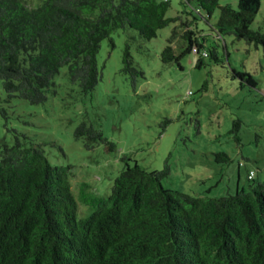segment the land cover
<instances>
[{"label": "trees", "instance_id": "16d2710c", "mask_svg": "<svg viewBox=\"0 0 264 264\" xmlns=\"http://www.w3.org/2000/svg\"><path fill=\"white\" fill-rule=\"evenodd\" d=\"M181 2L206 22L218 9L211 27L219 39L232 34L264 47V33L249 27L260 0H237L235 10L220 6L219 0ZM170 4L42 0L28 7L20 0H0V81L5 93L42 103L62 66L81 92L92 91L101 78L96 63L100 42L108 38L112 45V32L126 27L148 40L178 22L184 27L182 44L176 53L174 26L160 54L163 63H178L192 51L197 67L208 56L219 61L216 46L206 47V33L196 31H202L196 13L168 16ZM122 62V71L134 83L142 72L133 66L127 46ZM233 74L256 86L249 73ZM0 114L7 118L1 106ZM73 135L85 137L86 148L96 142L114 146L100 129L84 122ZM216 156L230 160L225 152ZM130 160L123 159L108 193L95 194L87 183L80 185L78 199L88 211L78 217L70 164H51L42 145L23 135L12 144L0 142V264H264V180L251 182L254 170L247 172V188L216 197L208 191L193 195L165 188L168 163L147 170Z\"/></svg>", "mask_w": 264, "mask_h": 264}, {"label": "rangeland", "instance_id": "374dc122", "mask_svg": "<svg viewBox=\"0 0 264 264\" xmlns=\"http://www.w3.org/2000/svg\"><path fill=\"white\" fill-rule=\"evenodd\" d=\"M20 1L36 7L42 0ZM219 5L235 10L237 0H219ZM184 11L196 13L202 29L196 31L206 33V47L216 46L219 61L208 56L197 67L192 51L178 63H163L160 54L174 26L176 53L182 44L184 27L176 22L148 40L135 29H115L112 45L108 38L100 42L96 63L101 78L90 92H81L69 79L67 66L56 73L46 100L39 104L9 97L0 81V106L7 113V118L0 114V142L12 144L15 136L23 135L42 145L51 164H70L78 217L88 211L78 199L80 185L87 183L95 194L108 193L125 157L147 170H160L168 163L170 173L162 179L163 186L193 195L208 191L218 197L236 187L247 188L250 169L255 172L251 182L264 180V47L232 34L219 39L211 27L218 9L206 22L190 5L171 0L166 15ZM249 27L264 33V0ZM126 46L133 66L142 72L134 83L122 71ZM233 70L249 73L256 86ZM83 122L100 129L114 146L96 142L86 148V138L73 135ZM219 152L230 160L217 158Z\"/></svg>", "mask_w": 264, "mask_h": 264}, {"label": "built area", "instance_id": "2783aa9c", "mask_svg": "<svg viewBox=\"0 0 264 264\" xmlns=\"http://www.w3.org/2000/svg\"><path fill=\"white\" fill-rule=\"evenodd\" d=\"M251 176H252V173L250 172V173H249V178H250Z\"/></svg>", "mask_w": 264, "mask_h": 264}]
</instances>
